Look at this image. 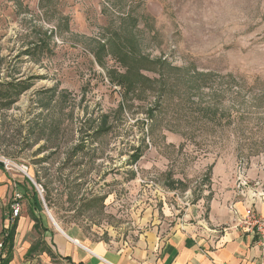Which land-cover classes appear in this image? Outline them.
Wrapping results in <instances>:
<instances>
[{"label":"rangeland","instance_id":"rangeland-1","mask_svg":"<svg viewBox=\"0 0 264 264\" xmlns=\"http://www.w3.org/2000/svg\"><path fill=\"white\" fill-rule=\"evenodd\" d=\"M0 85V158L91 241L263 179L264 0H0Z\"/></svg>","mask_w":264,"mask_h":264},{"label":"crops","instance_id":"crops-1","mask_svg":"<svg viewBox=\"0 0 264 264\" xmlns=\"http://www.w3.org/2000/svg\"><path fill=\"white\" fill-rule=\"evenodd\" d=\"M15 173L0 169L1 245L3 233L15 226L12 243L0 249V264H264V250L254 237L233 225L248 207L264 217V171L258 185L255 178L244 186L239 180L228 191H217L204 223L182 224L165 235L145 232L132 244L91 241L78 229L50 226L36 194L26 193L29 175ZM16 192L23 200L12 221Z\"/></svg>","mask_w":264,"mask_h":264},{"label":"built area","instance_id":"built-area-1","mask_svg":"<svg viewBox=\"0 0 264 264\" xmlns=\"http://www.w3.org/2000/svg\"><path fill=\"white\" fill-rule=\"evenodd\" d=\"M0 163L3 166V171L9 172L13 171L14 167L9 161H6L3 158H0ZM22 172L26 175V168L23 167ZM241 185L244 186L248 181L241 179ZM258 185V183H256ZM40 193V191H39ZM257 195V194H256ZM22 195L15 193L11 203V219L12 221L18 217L20 211L19 201L21 200ZM234 228L241 230L244 233L251 234L256 240V244L264 250V217L256 214L252 207H248L244 211V215L237 219L233 224ZM2 245L0 244V249Z\"/></svg>","mask_w":264,"mask_h":264},{"label":"trees","instance_id":"trees-1","mask_svg":"<svg viewBox=\"0 0 264 264\" xmlns=\"http://www.w3.org/2000/svg\"><path fill=\"white\" fill-rule=\"evenodd\" d=\"M1 87H2V85H0ZM17 88V84H16V86H15V89ZM18 90V89H17ZM23 90V89H22ZM24 90H26V89H24ZM18 94L20 95L21 93L20 92H18ZM0 96L1 97H5V94H3V93H0ZM10 98H8V99H6V102L5 103H8V104H12V103H14L15 102V100H13V99H10ZM0 169H2L3 170V166H2V164L0 163ZM14 228H15V226H12V227H10L8 230H6L3 234L5 235L4 236V238H3V240H2V247H4V245H10L11 243H12V238H13V235H14ZM8 257V256H7ZM2 264H6V261L5 260H3L2 261Z\"/></svg>","mask_w":264,"mask_h":264}]
</instances>
